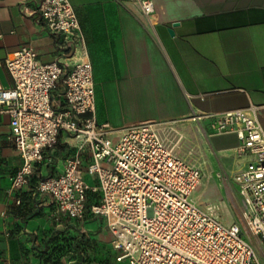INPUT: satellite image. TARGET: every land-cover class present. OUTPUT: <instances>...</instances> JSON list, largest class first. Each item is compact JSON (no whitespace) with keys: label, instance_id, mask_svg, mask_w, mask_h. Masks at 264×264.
Here are the masks:
<instances>
[{"label":"built area","instance_id":"2783aa9c","mask_svg":"<svg viewBox=\"0 0 264 264\" xmlns=\"http://www.w3.org/2000/svg\"><path fill=\"white\" fill-rule=\"evenodd\" d=\"M144 18L155 14L154 0H136ZM36 15L48 33L74 44L67 68L43 63L29 47L11 53L6 67L12 87L0 85V116L10 117V132L23 159L11 179L12 192L48 195L61 217L83 222L100 217L112 236L117 263L264 264V129L258 108L201 114L210 132L235 135L239 161L232 185L240 222L222 221L221 205L202 208L194 198L203 170L179 157L165 138L166 124L152 123L120 132L96 120V88L79 20L69 0H38ZM58 85L63 93H56ZM61 135L77 141L59 176L43 178L36 164ZM91 153L85 165L83 154ZM98 195L97 203L90 196ZM18 206L22 199L16 200ZM257 238L261 250L253 244Z\"/></svg>","mask_w":264,"mask_h":264},{"label":"crops","instance_id":"0c3cea01","mask_svg":"<svg viewBox=\"0 0 264 264\" xmlns=\"http://www.w3.org/2000/svg\"><path fill=\"white\" fill-rule=\"evenodd\" d=\"M69 1L84 37L78 55L85 51L93 68L100 126L120 132L136 125L188 122L204 137L207 123L194 116L256 106L264 129V0H154L151 20L143 17L136 0ZM37 5L38 0H0L3 87L13 86L6 59L22 48H33L45 64L60 60L67 68L78 61L71 60L74 44L51 35L38 21ZM63 92L58 85L56 93ZM238 143L235 135L209 141L232 163V177L239 164ZM77 146L75 139L61 135L36 164L37 172L43 178L59 176ZM83 158L85 165L90 163L89 150ZM23 163L11 138L10 117L2 115L0 264H48L58 258L53 245L58 232L72 233L80 222L57 224L58 205L48 195H33V205L17 210L11 179ZM231 186L234 192L232 181ZM79 231L93 242L91 261L70 252L62 257L63 264H126L117 263L111 235Z\"/></svg>","mask_w":264,"mask_h":264},{"label":"rangeland","instance_id":"374dc122","mask_svg":"<svg viewBox=\"0 0 264 264\" xmlns=\"http://www.w3.org/2000/svg\"><path fill=\"white\" fill-rule=\"evenodd\" d=\"M188 124L181 122L167 125L164 135L179 157L203 170L204 179L194 195L195 200L202 208L209 204H220L222 207L220 216L226 224L240 222V205L231 186L233 165L227 157L220 156L209 144L212 137L224 135L210 132L208 125L205 124L203 129L206 130V134L203 137L198 126L193 129ZM78 228L82 231L87 230L88 233L102 232L111 235L104 219L100 217L88 216L80 222ZM251 240L260 251L261 246L257 238L251 236Z\"/></svg>","mask_w":264,"mask_h":264},{"label":"trees","instance_id":"16d2710c","mask_svg":"<svg viewBox=\"0 0 264 264\" xmlns=\"http://www.w3.org/2000/svg\"><path fill=\"white\" fill-rule=\"evenodd\" d=\"M31 195V196H30ZM22 199V205L18 206L17 210L26 209L28 206L33 205L32 197L33 194L31 192H23L21 194L17 193V198ZM99 199L98 195L91 194L90 203H97ZM18 213V212H17ZM61 223L70 225L79 224V222L75 220L68 219L66 217L61 218ZM60 223V224H61ZM55 243V244H54ZM54 245V253L58 256L57 260L53 261L52 259H48L47 263L50 264H63L62 257L70 252H75L77 257H80L85 263L91 261L90 252L93 251V242L86 237L85 234H82L79 231L78 226L74 227V232L67 233L66 231L58 232L55 240L53 241ZM114 251V250H113ZM112 255V252L110 250Z\"/></svg>","mask_w":264,"mask_h":264},{"label":"water","instance_id":"95a60500","mask_svg":"<svg viewBox=\"0 0 264 264\" xmlns=\"http://www.w3.org/2000/svg\"><path fill=\"white\" fill-rule=\"evenodd\" d=\"M170 33H171V35H173L174 34L173 30H170Z\"/></svg>","mask_w":264,"mask_h":264}]
</instances>
